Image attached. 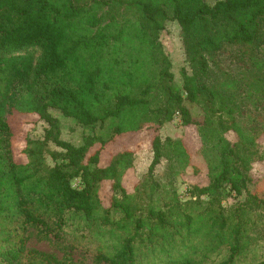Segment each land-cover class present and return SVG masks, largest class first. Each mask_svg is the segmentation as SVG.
Listing matches in <instances>:
<instances>
[{"label":"trees","instance_id":"trees-1","mask_svg":"<svg viewBox=\"0 0 264 264\" xmlns=\"http://www.w3.org/2000/svg\"><path fill=\"white\" fill-rule=\"evenodd\" d=\"M166 21L179 26L191 71L181 68L180 86L159 41ZM227 46L245 50L246 76L214 72L212 57ZM237 98L264 103V0H0V264H62L27 249L28 229L60 237L69 221L95 238L97 264L244 262L252 221L244 206L225 214L221 203L233 193L264 205L252 176L263 157L237 121ZM54 113L99 133L71 144ZM173 119L195 126L208 150V183L184 201L154 178L170 157L159 130ZM40 121L42 138L16 150L18 127ZM170 143L187 158L181 141ZM145 147L152 160L127 192Z\"/></svg>","mask_w":264,"mask_h":264},{"label":"rangeland","instance_id":"rangeland-1","mask_svg":"<svg viewBox=\"0 0 264 264\" xmlns=\"http://www.w3.org/2000/svg\"><path fill=\"white\" fill-rule=\"evenodd\" d=\"M211 5L217 0H204ZM164 29L159 33V41L162 45L164 53L171 62V72L174 77V83L177 86L181 84L180 70L184 68L186 73L190 74V68L185 62L183 43L179 26L172 21L163 23ZM244 49L238 46H227L217 52L212 58V66L217 75L226 73L227 75L240 78L247 75L250 71V63L244 54ZM238 99V98H237ZM239 100V99H238ZM237 113V121L244 130L252 132L257 136L259 151L263 160L256 163L252 169L254 184L258 185L261 190L262 198H264V103L252 100H239ZM193 114L196 110L193 109ZM59 117L60 138L74 145H80L84 136L92 133H99L97 128L91 131L88 128H82L72 119L64 118L62 120L58 113H54ZM34 119L33 121H35ZM67 120V121H66ZM71 121V122H70ZM42 121L35 125H21L13 138V146L16 150H21L24 146L26 137L32 139L42 138L45 129ZM151 132L144 133V137H148ZM161 140L169 139L172 141H181L187 151V158L180 160L172 153L171 143L166 145V152L170 157L162 158L160 164L154 168V178L158 183L166 186L167 189L175 191L182 201L188 197L187 191L193 186H205L208 183V150L202 148L204 135L198 131L195 126H182L179 119H173L165 124L160 130ZM207 137V135H206ZM227 138L234 141V135L228 134ZM48 148L51 151H58L54 144L49 143ZM152 160V152L148 147L138 150L134 155V171L130 180L124 181L127 192H132L135 179L142 178ZM189 162V165H185ZM47 166L51 167L52 161L46 157ZM103 164V162H101ZM73 187L79 188V181H72ZM254 187H251L253 189ZM112 195L110 185L104 184L100 190V198L107 204ZM247 196L242 194L235 196L231 193L227 195L221 203V208L228 214L237 206H244V216L252 222L248 227L249 234L254 238V244L251 252L247 254L244 262L238 264H249L250 261L256 262L264 259V205L249 206L245 204ZM77 230V226L72 222H68L63 229L60 237H54L51 234L41 232L36 227H29L27 242L28 250H36L41 253L54 257L62 264H97L95 262V238L84 232L83 235Z\"/></svg>","mask_w":264,"mask_h":264}]
</instances>
